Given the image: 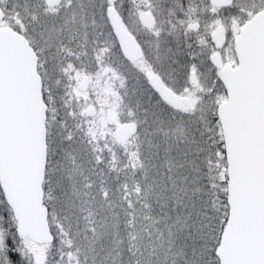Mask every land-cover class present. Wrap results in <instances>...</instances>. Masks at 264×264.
Masks as SVG:
<instances>
[{
    "label": "snow or ice",
    "instance_id": "6c2138e0",
    "mask_svg": "<svg viewBox=\"0 0 264 264\" xmlns=\"http://www.w3.org/2000/svg\"><path fill=\"white\" fill-rule=\"evenodd\" d=\"M0 264H264V0H0Z\"/></svg>",
    "mask_w": 264,
    "mask_h": 264
}]
</instances>
